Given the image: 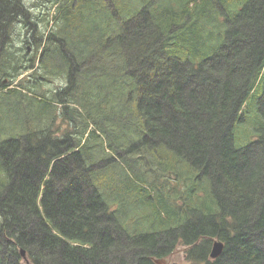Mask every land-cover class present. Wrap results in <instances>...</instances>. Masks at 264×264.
I'll return each instance as SVG.
<instances>
[{"label":"trees","instance_id":"obj_1","mask_svg":"<svg viewBox=\"0 0 264 264\" xmlns=\"http://www.w3.org/2000/svg\"><path fill=\"white\" fill-rule=\"evenodd\" d=\"M179 246L264 264V0H0V264Z\"/></svg>","mask_w":264,"mask_h":264},{"label":"rangeland","instance_id":"obj_2","mask_svg":"<svg viewBox=\"0 0 264 264\" xmlns=\"http://www.w3.org/2000/svg\"><path fill=\"white\" fill-rule=\"evenodd\" d=\"M25 45H31V46H29L30 47V55L36 51V49H35V47H33L32 43L31 44L27 43ZM25 48H26V46H25ZM246 133H247V131H245L243 128H240V131L238 132V134L241 137L244 136V138L246 137ZM185 249H186L185 246H179L178 248H176L175 251L170 256H168L167 262L168 263L178 262V263H183V264L186 263L187 261L185 258Z\"/></svg>","mask_w":264,"mask_h":264},{"label":"water","instance_id":"obj_3","mask_svg":"<svg viewBox=\"0 0 264 264\" xmlns=\"http://www.w3.org/2000/svg\"><path fill=\"white\" fill-rule=\"evenodd\" d=\"M217 241H219V242H217ZM217 241H215L216 243L214 242L215 243L214 248H213V250L210 253V257L213 258V259L218 257L222 253V251L224 249L223 241H221V240H217ZM23 254L25 255L24 251H23ZM162 262L165 263L166 261H162Z\"/></svg>","mask_w":264,"mask_h":264},{"label":"bare ground","instance_id":"obj_4","mask_svg":"<svg viewBox=\"0 0 264 264\" xmlns=\"http://www.w3.org/2000/svg\"><path fill=\"white\" fill-rule=\"evenodd\" d=\"M217 240H219V239H215L214 242L217 241ZM214 242H213V244H212L211 251L213 250L214 245H215V243H216V242H215V243H214ZM217 242H219V241H217ZM211 251H210V253H211ZM210 258H211V257H210Z\"/></svg>","mask_w":264,"mask_h":264}]
</instances>
